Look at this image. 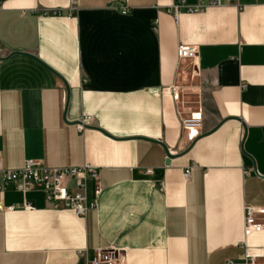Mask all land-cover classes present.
Segmentation results:
<instances>
[{"label":"crops","instance_id":"crops-1","mask_svg":"<svg viewBox=\"0 0 264 264\" xmlns=\"http://www.w3.org/2000/svg\"><path fill=\"white\" fill-rule=\"evenodd\" d=\"M173 3L0 0V168L87 163L101 190L77 217L7 188L0 264H85L109 249L126 264H264V231H243L245 209L264 208V0L177 22Z\"/></svg>","mask_w":264,"mask_h":264},{"label":"built area","instance_id":"built-area-1","mask_svg":"<svg viewBox=\"0 0 264 264\" xmlns=\"http://www.w3.org/2000/svg\"><path fill=\"white\" fill-rule=\"evenodd\" d=\"M236 0H206L195 6H188L186 0H174L173 5L168 10L172 13L174 21L177 22L181 13H199L210 7H220L223 4ZM123 14L128 13L126 7L121 8ZM51 13H44V15ZM53 16L59 15L54 12ZM180 60H193L196 57V50L193 47L180 46L178 49ZM199 120H186L183 122L185 129L187 126L195 127ZM91 125V117L83 116L77 123L80 131ZM190 132V130L188 131ZM197 136H192V138ZM0 182V195L7 188L22 193L40 192L43 195L45 205L50 209L69 210L77 217H85L88 211L97 206V199L101 193L98 185V171L96 168L85 163L77 168L48 169L42 164L31 160L25 161L20 169L2 170ZM189 171L184 172V177L188 178ZM93 184V198L89 199L87 190L88 184ZM8 210H13L9 208ZM24 211L32 210L29 203L23 205ZM0 211L4 207L0 201ZM244 235L264 231V208H246L244 211ZM85 264H126L125 253L115 249L97 251L95 256ZM246 264H255V258L250 257Z\"/></svg>","mask_w":264,"mask_h":264},{"label":"rangeland","instance_id":"rangeland-1","mask_svg":"<svg viewBox=\"0 0 264 264\" xmlns=\"http://www.w3.org/2000/svg\"><path fill=\"white\" fill-rule=\"evenodd\" d=\"M191 75H188V76H186L185 78H184V80H182L181 82V85H183L184 86V93H185V97L186 98H190L188 101H192V102H194L195 100V98L197 97V90L196 89H192L191 88Z\"/></svg>","mask_w":264,"mask_h":264},{"label":"bare ground","instance_id":"bare-ground-1","mask_svg":"<svg viewBox=\"0 0 264 264\" xmlns=\"http://www.w3.org/2000/svg\"><path fill=\"white\" fill-rule=\"evenodd\" d=\"M186 130H187V131L190 130V131H193V133H196L194 127H191V126H187Z\"/></svg>","mask_w":264,"mask_h":264},{"label":"water","instance_id":"water-1","mask_svg":"<svg viewBox=\"0 0 264 264\" xmlns=\"http://www.w3.org/2000/svg\"><path fill=\"white\" fill-rule=\"evenodd\" d=\"M168 158H171L170 156H168Z\"/></svg>","mask_w":264,"mask_h":264}]
</instances>
